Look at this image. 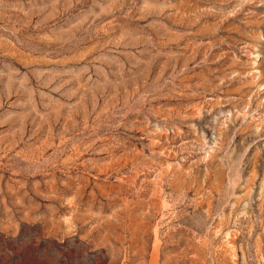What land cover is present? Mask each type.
<instances>
[{"label": "rangeland", "instance_id": "374dc122", "mask_svg": "<svg viewBox=\"0 0 264 264\" xmlns=\"http://www.w3.org/2000/svg\"><path fill=\"white\" fill-rule=\"evenodd\" d=\"M0 264H264V0H0Z\"/></svg>", "mask_w": 264, "mask_h": 264}]
</instances>
